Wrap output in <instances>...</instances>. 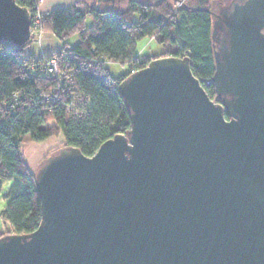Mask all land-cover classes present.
I'll list each match as a JSON object with an SVG mask.
<instances>
[{"label":"water","instance_id":"1","mask_svg":"<svg viewBox=\"0 0 264 264\" xmlns=\"http://www.w3.org/2000/svg\"><path fill=\"white\" fill-rule=\"evenodd\" d=\"M211 13L221 101L189 55L132 71L131 127L45 159L40 224L0 236V264H264V0ZM31 14L0 0V42L27 43Z\"/></svg>","mask_w":264,"mask_h":264},{"label":"trees","instance_id":"2","mask_svg":"<svg viewBox=\"0 0 264 264\" xmlns=\"http://www.w3.org/2000/svg\"><path fill=\"white\" fill-rule=\"evenodd\" d=\"M16 1L31 11L34 20L42 0ZM178 1L182 3L178 5ZM211 9L213 0H118L115 4L78 0L40 13L41 30L58 37L63 43L60 49L38 56L28 53L34 33L23 45L0 42V187L6 180H15L1 211L10 231H0V236L29 233L41 221V201L35 186L40 166L32 171L24 159L21 148L25 136L42 142L61 133L63 145L50 154L61 147L74 146L92 155L104 141L131 127L119 84L152 59L138 55L143 37L155 38L167 49L165 55H189L194 75L215 99ZM88 16L92 17L89 26ZM75 34L79 40L71 44L69 37ZM51 56L59 58L63 79L71 77L65 92H61V100L74 99L82 115L41 101V96L57 82L35 73L31 66ZM107 60L128 63L131 70L114 76L106 67ZM17 89L22 90L17 104L1 107V102ZM49 106L57 109L48 111L45 107ZM51 120L54 124L49 123Z\"/></svg>","mask_w":264,"mask_h":264},{"label":"rangeland","instance_id":"3","mask_svg":"<svg viewBox=\"0 0 264 264\" xmlns=\"http://www.w3.org/2000/svg\"><path fill=\"white\" fill-rule=\"evenodd\" d=\"M215 6L216 4L215 2H213V7ZM213 10H215V8H213ZM91 23L92 17L88 16L86 19V24L89 26ZM40 33L37 32L36 34H34V36ZM78 40L79 37L77 34L69 37V42L71 44H75L76 42H78ZM166 50L167 49H165L164 46L153 37L145 36L139 41L138 55L140 54V56L145 54L151 58H154L155 56L157 57L165 55ZM105 64L106 67L109 69L110 73L114 76H119L131 70L128 63H120L116 61L107 60ZM49 123L54 124V121L51 120L49 121ZM63 141L64 140L61 133L56 134L55 136L42 142L31 141L28 136H25L22 142L21 151L24 156V159L26 160L27 164L30 165L32 171H36V169L40 166L42 160L53 150L62 146ZM38 143L43 144L44 147L42 148V150L38 148L40 146L37 145ZM45 144L47 145V147L45 146ZM14 183V179H9L4 181L0 187V231L2 232L10 231V224L1 216V211L6 205L7 195L9 194Z\"/></svg>","mask_w":264,"mask_h":264},{"label":"built area","instance_id":"4","mask_svg":"<svg viewBox=\"0 0 264 264\" xmlns=\"http://www.w3.org/2000/svg\"><path fill=\"white\" fill-rule=\"evenodd\" d=\"M182 1H178L180 5ZM32 33L36 34L41 32V16L40 12L37 11L34 20L31 24ZM37 31V32H36ZM31 69L40 75L46 76L50 79H53L57 82V85L48 93L41 96V101L48 105H61L67 112L73 115H82V112L78 109L77 104L74 99L70 100H61L62 91L65 92V85L68 82H71L70 75L67 78L63 79V71L61 70L59 64V58L57 56L44 57L40 59L37 63L31 66ZM22 95V90H15L8 99H5L1 102V107L7 108L8 106H13L17 104L19 98ZM48 111H54L57 108L54 106L45 107Z\"/></svg>","mask_w":264,"mask_h":264},{"label":"crops","instance_id":"5","mask_svg":"<svg viewBox=\"0 0 264 264\" xmlns=\"http://www.w3.org/2000/svg\"><path fill=\"white\" fill-rule=\"evenodd\" d=\"M78 0H42L39 5L37 6L38 12H47L54 8L59 7H66ZM215 1V0H213ZM62 41L56 37L53 33L50 32H41L38 35H35L32 42L27 48V52L33 54L35 56L51 53L54 52L62 47ZM40 145L38 148L42 150L44 147L43 144ZM47 147V145L45 144ZM31 169L30 165H28ZM32 170V169H31Z\"/></svg>","mask_w":264,"mask_h":264},{"label":"flooded vegetation","instance_id":"6","mask_svg":"<svg viewBox=\"0 0 264 264\" xmlns=\"http://www.w3.org/2000/svg\"><path fill=\"white\" fill-rule=\"evenodd\" d=\"M230 1L231 0H217V1H213V2H215L216 6L213 7V8H215V10H213V9H211V10H213L215 12H218L220 10V8H222L223 6L229 4ZM214 97H215L216 101H221V99H222V98L220 99L219 97H217L216 93H215Z\"/></svg>","mask_w":264,"mask_h":264}]
</instances>
